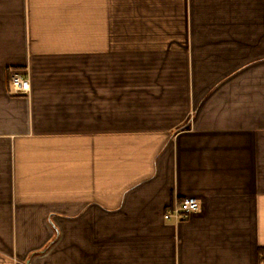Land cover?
Listing matches in <instances>:
<instances>
[{"label": "crops", "instance_id": "crops-1", "mask_svg": "<svg viewBox=\"0 0 264 264\" xmlns=\"http://www.w3.org/2000/svg\"><path fill=\"white\" fill-rule=\"evenodd\" d=\"M261 250L264 0H0V264Z\"/></svg>", "mask_w": 264, "mask_h": 264}, {"label": "built area", "instance_id": "built-area-1", "mask_svg": "<svg viewBox=\"0 0 264 264\" xmlns=\"http://www.w3.org/2000/svg\"><path fill=\"white\" fill-rule=\"evenodd\" d=\"M11 85L13 92L17 95L27 94L31 91L30 81L19 72L11 76ZM201 209V201L193 196L186 197L180 203L168 208L164 214L167 221L181 222L190 218Z\"/></svg>", "mask_w": 264, "mask_h": 264}, {"label": "trees", "instance_id": "trees-1", "mask_svg": "<svg viewBox=\"0 0 264 264\" xmlns=\"http://www.w3.org/2000/svg\"><path fill=\"white\" fill-rule=\"evenodd\" d=\"M261 261H264V250H261Z\"/></svg>", "mask_w": 264, "mask_h": 264}, {"label": "rangeland", "instance_id": "rangeland-1", "mask_svg": "<svg viewBox=\"0 0 264 264\" xmlns=\"http://www.w3.org/2000/svg\"><path fill=\"white\" fill-rule=\"evenodd\" d=\"M13 73H16V72H13ZM20 73V72H19ZM28 79V78H27ZM29 80V79H28ZM30 81V80H29ZM20 95H24V94H20Z\"/></svg>", "mask_w": 264, "mask_h": 264}]
</instances>
